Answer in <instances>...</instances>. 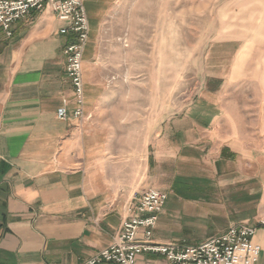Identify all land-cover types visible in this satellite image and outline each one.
<instances>
[{
	"label": "rangeland",
	"instance_id": "374dc122",
	"mask_svg": "<svg viewBox=\"0 0 264 264\" xmlns=\"http://www.w3.org/2000/svg\"><path fill=\"white\" fill-rule=\"evenodd\" d=\"M109 7L94 11L84 75L103 97L98 106L108 115L101 117L124 124L126 155L142 150L149 135L147 188L166 191V216L173 210L156 238L192 245L222 233L235 225L227 223L229 199L235 174L250 169L244 155L257 162L253 171L264 164V0H114Z\"/></svg>",
	"mask_w": 264,
	"mask_h": 264
},
{
	"label": "crops",
	"instance_id": "0c3cea01",
	"mask_svg": "<svg viewBox=\"0 0 264 264\" xmlns=\"http://www.w3.org/2000/svg\"><path fill=\"white\" fill-rule=\"evenodd\" d=\"M90 1L85 7L92 29L94 11H108L114 0H99L96 9ZM63 27L49 9L14 24L12 38L0 28V264L87 263L112 244L127 207L148 187L149 135L142 150L126 155L124 124L101 117L107 109L98 106L103 97L87 75L85 117H74L64 54L70 38L61 35ZM62 107L67 121L57 117ZM244 158L250 169L234 176V213L227 223L256 226L264 218V164L253 171L256 161ZM165 208L158 226L173 217ZM156 236L155 242H174ZM253 243L260 248L255 264H264V227ZM137 264L152 263L144 255Z\"/></svg>",
	"mask_w": 264,
	"mask_h": 264
},
{
	"label": "built area",
	"instance_id": "2783aa9c",
	"mask_svg": "<svg viewBox=\"0 0 264 264\" xmlns=\"http://www.w3.org/2000/svg\"><path fill=\"white\" fill-rule=\"evenodd\" d=\"M49 8L64 24L60 33L70 38L64 48L67 76L76 97L74 117H85V84L83 58L90 36L85 0H0V28L7 38L13 37V26L19 21ZM60 121H67L65 107L58 109ZM168 201V194L147 188L127 207V215L112 244L85 264H137L144 255L162 256L166 264H255L260 248L253 243L264 218L256 226L236 224L225 232L197 245L161 244L154 233Z\"/></svg>",
	"mask_w": 264,
	"mask_h": 264
}]
</instances>
